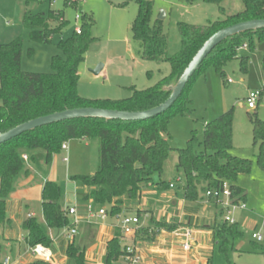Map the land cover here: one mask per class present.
Masks as SVG:
<instances>
[{
    "label": "trees",
    "instance_id": "1",
    "mask_svg": "<svg viewBox=\"0 0 264 264\" xmlns=\"http://www.w3.org/2000/svg\"><path fill=\"white\" fill-rule=\"evenodd\" d=\"M27 6L38 0H23ZM187 5L196 3L215 4L221 15L220 19L208 21L203 25L177 23L180 37L178 51L167 56V36L162 22L153 19V1L137 0L138 11L132 23L131 32L141 45L140 58L146 62L169 64V72L155 84L145 89L130 87L131 94L121 99H91L82 97L77 90L79 81L78 66L85 59L88 46L95 39L91 35L93 19L81 15V31H74L66 39H60L57 47L61 55L51 58L49 73L25 72L21 69L22 40L15 38L9 43L0 45V133L27 122L31 119L66 109L93 107L119 111H142L161 104L169 92L163 86L175 82L203 43L218 30L235 23L254 19H264V0H241L242 9L230 13L222 3L225 0H182ZM66 5V3H65ZM74 6V5H72ZM47 19L56 22L51 26ZM68 21L62 11L49 10L42 13H31L26 9L21 15V24L28 31V39L34 43H48L56 34H61ZM264 41V29L245 31L226 38L201 62L190 77L177 100L166 111L145 120L122 121L102 118H76L37 127L23 132L0 145V230L8 222L6 200L13 189L17 177L25 171L24 154L36 150L45 153V161L50 162L53 155L61 151L62 144L69 140L97 141V163L91 175H74L77 181L89 189L84 196L99 206H108L112 216L120 213L125 200H137L141 191L148 186L160 190L169 188L159 177L164 163L174 148L170 145L168 124L176 115L189 111L191 99L187 90L193 78L204 67L214 66L223 81L225 63L238 59L241 73L247 71L248 56L240 54V48L252 47L253 38ZM32 54V49H28ZM260 66L264 81V53ZM150 73V72H149ZM147 73V76L148 74ZM264 96V83L260 89ZM260 98V99H261ZM252 125V145L256 149V160L264 166V119L256 116L250 118ZM233 109L223 112L212 121L205 123L200 148H195L196 137L192 133L186 146L176 149V169L183 177V198L195 201L199 196L212 188L227 182L230 190V201L244 202L246 193L235 182L240 174L251 170V161L230 153L232 148ZM32 156V155H31ZM33 159V157L31 158ZM158 176L154 180V176ZM61 187L53 181H46L41 191V209L45 225L59 230L71 228L74 223L67 211L60 205ZM200 196V197H201ZM211 199V198H209ZM212 200V199H211ZM223 210L219 211V217ZM154 229L143 228L135 233L144 240L151 241L156 230L171 231L175 224L164 221L152 222ZM21 228L26 232L25 239L30 247L37 244L49 247L51 240L45 229L35 218H27ZM214 238L219 251L226 255L233 240L241 236L237 223H227L220 218L213 227ZM254 252L264 259V245L253 243ZM66 255L75 260V264H85L83 250L72 243L66 247ZM125 247L119 244L118 238L108 241L105 264H114L124 258ZM28 264H53L40 259ZM205 264H211L209 260Z\"/></svg>",
    "mask_w": 264,
    "mask_h": 264
},
{
    "label": "rangeland",
    "instance_id": "2",
    "mask_svg": "<svg viewBox=\"0 0 264 264\" xmlns=\"http://www.w3.org/2000/svg\"><path fill=\"white\" fill-rule=\"evenodd\" d=\"M152 1L153 19H158L160 10L165 13L161 22L167 36V56L175 54L179 49L178 22L203 25L208 21L221 18L215 4L200 2L187 5L182 0ZM222 6L230 13L242 9L241 0H225ZM24 9L33 14L42 13L44 16L48 14L49 10L62 11L64 19L68 23L62 33L54 35L50 42H30L28 31L21 24V15ZM137 11V0H84L74 6L68 5L66 0H38L30 2L27 6L24 5L23 0H0V45L9 43L15 38H21V69L25 72L49 73L51 72L52 56L61 55L57 47L59 40L66 39L74 30V15L78 12L90 16L93 19L91 35L95 40L88 46L85 59L78 66V93L82 97L91 99L127 98L131 94L130 86L145 89L155 84L169 72L167 62L156 64L143 61L140 58L141 45L133 38L131 32ZM47 23L51 26L56 25V22L49 19H47ZM30 48L32 49L31 55L28 54ZM263 53L264 41H259L254 37L252 47L240 48V54L248 56L247 71L241 73L238 59L229 60L224 67L226 81H223L214 66L204 67L193 78L187 90V95L191 99V104L188 106L189 111L184 115H174L168 124L169 142L174 150L170 152L161 177L166 181L172 180L174 184L177 182L175 180L180 178V183H176L175 188L172 189L178 194L182 192L183 177L182 173L176 169L178 158L176 149L184 148L192 133L196 137L194 147L200 148L205 123L212 121L230 108L233 109L230 153L251 161L250 172L238 175L235 182L238 187H242L246 192L245 209H238L233 213L241 236L233 240L226 255L219 251L218 245L215 244L216 239L207 241L204 244L207 246V251L204 250V256L211 264H264L263 257L254 252L253 246V243L264 245V166H261L255 157L256 149L252 145V125L250 122V118L253 116L264 119V96L258 101L254 109H248L246 104V97L249 92L263 87L264 81L260 66ZM99 68L100 71L96 73L95 71ZM147 73H149L148 76ZM228 79L231 80L230 83L227 82ZM88 142L90 146L84 147L83 142L66 141L69 148L68 152L59 151L52 156L50 162L45 161V153L42 150L30 153L31 158L33 157L30 159V163L34 172L29 174L33 175L35 183H38V181H42V178L48 176L49 171H53L56 176L54 182L61 189H64L65 182L71 180V176L91 175L94 173L97 163V141L91 139ZM63 156H67L68 161L63 162ZM65 171L69 175L65 176ZM21 176H19L20 184H18L19 180L17 179L14 189L17 186L19 190L29 186L26 181L30 177L27 176L24 184H22ZM157 179L158 176L155 175L154 180ZM74 182L76 185L82 186L81 183ZM79 194L82 203V196L84 195L80 192ZM39 205L40 202L35 201L28 206H21L19 212L12 210L15 219H10L11 223L7 229L19 241V254L22 258L28 255L26 254L27 245L23 239L25 232L19 227L16 219L22 218L28 210H32L35 213V218L39 220L41 214ZM71 221L74 222V220ZM74 227L78 231V234L74 235V243L80 245L82 243H79V237H82L83 232L80 234L79 230L82 226L76 224ZM67 229L68 227L55 230V235L65 236L66 239ZM253 233L261 234L262 240L253 239ZM68 240L71 241L72 239ZM55 251L56 255L62 252L59 248ZM17 253L18 247H14L10 253L2 245L0 259L9 256L13 261ZM63 255H65L64 252ZM69 258V263L72 264L73 258Z\"/></svg>",
    "mask_w": 264,
    "mask_h": 264
},
{
    "label": "crops",
    "instance_id": "3",
    "mask_svg": "<svg viewBox=\"0 0 264 264\" xmlns=\"http://www.w3.org/2000/svg\"><path fill=\"white\" fill-rule=\"evenodd\" d=\"M100 68L95 72H99ZM76 141L83 142L84 147L90 146V143L88 142L90 140L81 139ZM68 150L69 148L67 145L66 149H62V151L66 152H68ZM25 155L27 157V159L24 160L25 171L20 174L22 175L20 177L22 184H24L27 176L30 175L29 173L34 172L32 171L33 168L30 163L31 154ZM65 157L68 161L67 156H63L62 161ZM166 162L164 163L163 172L166 168ZM66 173L67 171H65V176L69 175ZM19 176L17 177L18 180ZM32 176L33 175H30V178L26 181L29 186L23 187L20 190L17 189L18 186L16 189H14L13 186V189L6 200V216L8 222L3 224L1 228L0 250H2L3 245L7 252L12 253L14 247H18V253L13 261H11L9 256H6L2 260L0 259V264H3L5 259H8L7 264H28L37 259L29 252L30 246L25 239L26 232L21 228V224L25 219L30 217L35 218L34 211L28 210L22 218L16 219L19 227L25 232L23 239L27 245V256L23 258L21 257L19 254V241H17L10 230L7 229V226L11 223L10 219H15V214H13L12 210L14 209L19 212L21 206H28L35 201L40 202L39 206L41 211L40 219H35L42 225L51 240V244L47 248L51 252V263L53 264H71L69 263L70 258L66 255V247L69 243H72L78 249L83 250L85 264H105L106 246L108 241L113 238H118L119 244L122 247H130L134 250L135 255L140 259L139 263L136 264H205L207 262V259L204 256V250L207 251V246H204V244L211 239L212 241L215 239L213 227L215 223L222 218V216L219 217V211L222 210V207L211 199L201 195V197L199 196L195 201H186L183 198V189L179 194L175 190H172L175 188L176 183L179 184L180 181L174 184L172 180L166 181L160 176L159 179L161 181L165 182L167 185L171 183L173 184V187H169L166 190H160L154 185L148 186L141 191L137 200H125L120 213L114 216L110 214L108 206H99L91 201L84 200V196L89 192V189L86 186L76 185V183L71 180L65 182L64 189H62L60 205L64 211H67L69 208L75 209V214L69 215V218L71 220H76V224H81L82 226L81 230H79L80 234L83 232V235H81L82 237H79V243H82L80 246L75 245L74 243V235L78 234L76 227H74L76 224L73 226L76 233L72 236L71 241L67 238L65 239V236L55 235V229L48 228L45 225L41 209V191L46 181H55L56 176L54 172L49 171L48 176L42 178V181H38V183H35V178ZM51 178L52 180H50ZM18 184H20V180ZM79 192L84 195L82 196V203L80 201L81 195ZM88 204L92 205V216L89 215L86 208ZM100 208L105 210L104 216L97 215V210ZM123 216H131L138 219L136 230L143 228H150V230L154 229L152 225L153 221H164L169 224H175L176 226L171 231L164 229L156 230L157 232L154 238L151 241H148L140 238L135 232L129 235L122 234L120 228L121 218ZM185 231L190 233L191 239L189 250H183L182 248L184 242L182 234ZM58 248L62 252L59 254L57 253L56 255L55 249ZM63 252L66 256L63 255ZM72 264H75L74 259ZM114 264L132 263L125 258H119Z\"/></svg>",
    "mask_w": 264,
    "mask_h": 264
},
{
    "label": "water",
    "instance_id": "4",
    "mask_svg": "<svg viewBox=\"0 0 264 264\" xmlns=\"http://www.w3.org/2000/svg\"><path fill=\"white\" fill-rule=\"evenodd\" d=\"M164 17V11L160 10L158 20H161ZM258 29H264V19H254L235 23L218 30L216 33L210 36L192 57L178 79L175 82L162 87L164 91L169 92V95L165 99V101L153 108L142 111H119L93 107L66 109L63 111L54 112L48 115L31 119L11 128L6 132L0 133V145L10 140L11 138L20 135L23 132L31 131L37 127L60 122L63 120L76 118H102L106 120L113 119L122 121H137L149 119L153 116H156L170 108L171 105L177 100L190 77L194 74L201 62L216 45L233 35L245 31H255Z\"/></svg>",
    "mask_w": 264,
    "mask_h": 264
},
{
    "label": "built area",
    "instance_id": "5",
    "mask_svg": "<svg viewBox=\"0 0 264 264\" xmlns=\"http://www.w3.org/2000/svg\"><path fill=\"white\" fill-rule=\"evenodd\" d=\"M68 5H76L78 2L84 1V0H66ZM81 15L80 13H76L74 15V21H75V27H74V32L76 34H80L81 31V27L79 22L81 21ZM242 48H246V45H243ZM228 83L231 82L230 79L227 80ZM261 98V91L260 89L255 90V91H251L249 92L248 96L246 97V104L248 109H254L256 107V104L258 103V101ZM61 149H66V145L65 143L62 144ZM23 160H26L27 157L26 155H22ZM63 161H67V158H63ZM177 182L180 181V178H177L176 180ZM169 187L172 188L173 184H169ZM230 190L228 187L227 182H222V184L217 187V188H212L209 189L205 192V197L206 198H211L212 201H214L215 203H217L218 205H220L222 207V210L224 211L223 215H222V219L227 222V223H235V220L233 218V213L234 211L238 210V209H245V203L242 201H239L237 203H233L230 201ZM89 215L92 216V205L88 204L86 206ZM68 215H74L75 214V209L73 208H69L67 210ZM97 215H101L104 216L105 215V210L103 208H100L97 210ZM74 224H76V220H74L73 222ZM138 223V219L136 217H131V216H123L121 218V233L124 235H129L135 232L136 230V226ZM76 233V230L74 227L68 228L66 235H67V239L72 238V236ZM183 239L184 242L182 244V248L183 250H189L190 248V233L188 231H185L183 234ZM252 238L257 240V241H261L262 240V236L261 234L258 233H253L252 234ZM29 252L34 255L37 259H40L44 262H51L52 260V255L50 250L41 244H37L35 246H32L29 248ZM125 252L127 255H125V259L127 261H129L132 264H136L139 263L140 259L137 255H135V252L132 248L130 247H125ZM8 259H5L3 264H7Z\"/></svg>",
    "mask_w": 264,
    "mask_h": 264
}]
</instances>
